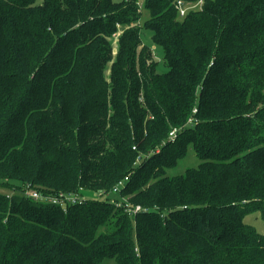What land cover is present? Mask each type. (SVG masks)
Instances as JSON below:
<instances>
[{"label":"trees","instance_id":"1","mask_svg":"<svg viewBox=\"0 0 264 264\" xmlns=\"http://www.w3.org/2000/svg\"><path fill=\"white\" fill-rule=\"evenodd\" d=\"M36 1L0 0V264H264V0ZM126 176L134 215L25 193Z\"/></svg>","mask_w":264,"mask_h":264},{"label":"built area","instance_id":"2","mask_svg":"<svg viewBox=\"0 0 264 264\" xmlns=\"http://www.w3.org/2000/svg\"><path fill=\"white\" fill-rule=\"evenodd\" d=\"M203 4V0H199L197 2L192 1H186V0H177L176 7L179 11V16L182 18L187 15V13L190 10H197L201 9ZM189 122H193L192 118L189 119ZM178 132V128H173L169 134L170 138L173 139L176 137ZM128 180V176H126L124 179L120 180L111 190L109 191H102L99 193H95L94 198L97 199H108L112 202H115L117 204H123V200H125V207L126 210L134 215L135 213L141 211L144 209L142 205H133L131 204L126 197H121L122 200H117V196L120 197V191L125 186L126 182ZM25 193L38 200H44L47 202H54L59 204L60 206L67 208L70 204L77 203L80 201H83L85 199H89L91 197L86 196L83 192H60L57 195L52 194H44L41 191L28 187L25 190Z\"/></svg>","mask_w":264,"mask_h":264},{"label":"rangeland","instance_id":"3","mask_svg":"<svg viewBox=\"0 0 264 264\" xmlns=\"http://www.w3.org/2000/svg\"><path fill=\"white\" fill-rule=\"evenodd\" d=\"M36 2L42 3L43 0H37ZM140 5L142 4L140 3ZM149 17H150L149 10L145 7H142V15L140 19V24L143 25L144 22L149 19ZM141 36H142V41L144 44L152 45L153 51L155 53L154 58H156L159 61L158 70L166 71L168 67L164 64L163 50L161 47H157L153 45L152 31L146 28H142ZM113 43H114V47H117V36L114 38ZM106 73L107 74L109 73V69L106 71ZM200 163H201V159L197 156L194 150V147L190 146L186 157L180 159L176 166L168 169V175L174 176L178 174H183L185 173L187 168L197 167ZM11 191H12V188L10 186L0 185V192L10 193ZM82 192H84V194L89 197L95 196V193L91 192V189L82 188ZM136 205H141V204H136ZM244 219L247 223L253 225L259 232H264V217L260 210L248 212L245 215ZM105 261H108V259H106Z\"/></svg>","mask_w":264,"mask_h":264}]
</instances>
